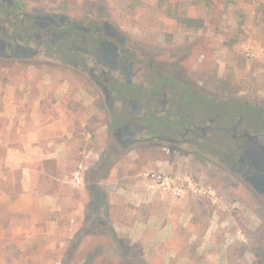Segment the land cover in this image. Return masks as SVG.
Wrapping results in <instances>:
<instances>
[{
    "label": "rangeland",
    "instance_id": "1",
    "mask_svg": "<svg viewBox=\"0 0 264 264\" xmlns=\"http://www.w3.org/2000/svg\"><path fill=\"white\" fill-rule=\"evenodd\" d=\"M17 1L29 11L107 21L132 53L133 70L142 67L140 83L121 80L130 79L126 72L114 81L110 67L92 61L94 77L137 94L139 86H150L151 73L162 72L168 85L186 88L194 122L213 120V127L193 147L158 137L122 146L116 128L132 121L111 113L87 72L44 55L31 61L0 55V79L22 81L36 68L37 83L49 74L54 86L68 84L58 98L70 100L67 109L85 120L77 124L79 150L69 156L68 177L46 187L53 194L47 201L38 200L44 189L34 187V195L14 203L22 192L18 172L3 170L0 264H264V198L238 174L237 159L249 142L233 139L229 128L241 118L240 132L264 133V0H141L134 8L130 0ZM181 16L202 18L204 25L185 27ZM210 68L231 73L239 91L226 95L204 85ZM37 92L35 86L29 95ZM159 120L157 134L179 137L166 131L165 117ZM2 152L0 146V158ZM94 185L103 197L98 209Z\"/></svg>",
    "mask_w": 264,
    "mask_h": 264
},
{
    "label": "flooded vegetation",
    "instance_id": "2",
    "mask_svg": "<svg viewBox=\"0 0 264 264\" xmlns=\"http://www.w3.org/2000/svg\"><path fill=\"white\" fill-rule=\"evenodd\" d=\"M0 19L3 22L0 25L1 58L31 61L44 55L49 56L46 61H51L50 58L61 59L64 63H71L73 68L87 72L102 88L112 108L111 113H124L132 121L131 124L126 122L116 128L115 136L122 146L139 139L150 142L158 137L160 142L167 139L176 146L193 147L201 144L198 139L213 127V120L204 126L194 122L191 101L185 98L186 88L175 81L171 82V86L168 85L169 77L165 79L162 72L151 73L150 86H139L137 94L133 87L124 91L122 87L116 86L117 82L106 85L94 77L92 61L103 68L110 67L114 81L126 72L130 79L123 76L121 80L127 81L128 85L140 83L137 76L142 72V67L138 66L133 70L135 62L132 60V53L127 47H123L124 38L118 32L111 31L107 21L99 23L93 19L78 20L63 12L49 10L29 11L17 0H0ZM172 85H176L174 90L171 89ZM161 117H165L168 122L166 131L171 134L176 131L179 137L157 134L161 131ZM240 123L241 118H237L235 125L229 127L233 139L246 137L249 142L237 159V172L250 180L264 198V142L261 141L264 133L251 134L246 128L240 132Z\"/></svg>",
    "mask_w": 264,
    "mask_h": 264
},
{
    "label": "crops",
    "instance_id": "3",
    "mask_svg": "<svg viewBox=\"0 0 264 264\" xmlns=\"http://www.w3.org/2000/svg\"><path fill=\"white\" fill-rule=\"evenodd\" d=\"M23 75L22 81L5 75L0 79V124L4 132L0 135V177L7 178L3 170L18 172L22 192L14 201L17 204L34 195V187L44 189L38 197L40 202L53 197L46 187L67 179L69 156L79 150L77 124L85 123L67 109L70 100L62 104L58 98L67 92V83L54 86L46 73L32 83L33 76L39 75L36 68ZM35 86L38 92L29 95Z\"/></svg>",
    "mask_w": 264,
    "mask_h": 264
},
{
    "label": "trees",
    "instance_id": "4",
    "mask_svg": "<svg viewBox=\"0 0 264 264\" xmlns=\"http://www.w3.org/2000/svg\"><path fill=\"white\" fill-rule=\"evenodd\" d=\"M163 1L164 0H160V3H162ZM140 3L141 0H130L129 6L134 8L140 5ZM178 19L181 23L184 24L185 27L200 28L204 25L202 18L181 16L178 17ZM203 83L204 85L210 87L213 92L226 95H233L237 93L240 89V85L233 80V76L231 73L227 74L226 76H219L217 70L213 68L208 69L205 77L203 78ZM145 157H148V155ZM97 188L98 187L94 185L93 187H91V190L95 193L96 196L93 205H95V207L98 209L101 205H103V197L97 192ZM96 193H98V195ZM95 220L99 224L105 223V221L101 220L99 217H96ZM106 229L111 231L110 226ZM73 253L74 251H71L70 253L67 252L66 257H72Z\"/></svg>",
    "mask_w": 264,
    "mask_h": 264
},
{
    "label": "built area",
    "instance_id": "5",
    "mask_svg": "<svg viewBox=\"0 0 264 264\" xmlns=\"http://www.w3.org/2000/svg\"><path fill=\"white\" fill-rule=\"evenodd\" d=\"M159 180V179H158Z\"/></svg>",
    "mask_w": 264,
    "mask_h": 264
}]
</instances>
